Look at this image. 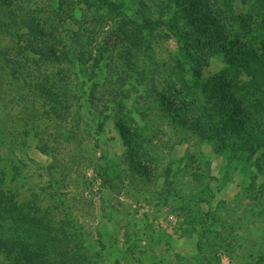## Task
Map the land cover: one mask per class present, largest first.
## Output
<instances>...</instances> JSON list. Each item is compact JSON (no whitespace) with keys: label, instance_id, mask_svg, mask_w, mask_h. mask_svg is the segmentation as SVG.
I'll use <instances>...</instances> for the list:
<instances>
[{"label":"rangeland","instance_id":"rangeland-1","mask_svg":"<svg viewBox=\"0 0 264 264\" xmlns=\"http://www.w3.org/2000/svg\"><path fill=\"white\" fill-rule=\"evenodd\" d=\"M8 1L7 10L16 14L18 23L13 31L10 27L9 33H0V189L5 194L11 191L17 201L36 204V212L43 213L46 221L41 228L45 238L57 234L67 243L62 247L66 249L89 245L90 251L79 249L89 256L100 252L96 264L137 260L141 264H264V173L254 165L264 160V150L257 148L248 156L249 152L211 143L198 133L211 118V104L195 80L233 69L219 45L199 49L189 17L167 0H65L64 19L55 16L54 0ZM262 3L210 0L199 13L208 16L211 37L226 36L228 46L233 40L235 52L243 54L251 46L259 50L264 45ZM71 6L75 23L68 15ZM30 13L38 20L33 21ZM121 20L127 21L128 34L140 30L143 46H148L139 53L136 49L133 56L139 75L121 85L126 95L121 113L135 107L145 112V121L131 113L121 119L125 127L134 121L141 127L140 138L128 153L116 127L120 120L116 111L99 115L104 116L102 130H96L97 111L87 101L88 87L79 78L62 79L71 80L70 98L65 101L59 94L62 106L54 115L50 101L33 92L32 82L60 71L53 77L61 87L63 81L57 78L64 72L62 65L35 66L29 63L35 56L25 51L23 60L19 49L34 28H45L55 34L58 51L60 40L62 45L68 43L69 29L81 24L92 32V45L106 40L115 48L114 56L133 52L130 43H117L111 33ZM239 54L231 58H240ZM255 54L254 58L261 52ZM113 55V62L103 61L106 71L109 66L104 62L112 65L111 70L120 67L123 55ZM247 71L233 72L252 86ZM160 93L167 99L164 103ZM146 147L150 152L145 153ZM134 155L140 162L132 170L129 158ZM114 162L110 177L103 175ZM196 178L199 181L194 183ZM209 214L218 223L212 231L205 229ZM71 231L75 238L66 234ZM104 232L115 235L119 252L99 246L98 234ZM216 232L221 235L215 236Z\"/></svg>","mask_w":264,"mask_h":264},{"label":"trees","instance_id":"trees-1","mask_svg":"<svg viewBox=\"0 0 264 264\" xmlns=\"http://www.w3.org/2000/svg\"><path fill=\"white\" fill-rule=\"evenodd\" d=\"M167 1L170 2L171 6H175L179 12L189 17V21L194 29H192L193 33H196L194 34V42L200 46L199 49L208 50L215 46V44L219 45L223 50V54L225 53V61L229 62V66L233 68L224 70L221 74L203 79L202 81L195 80L201 87L203 98L208 99L211 104L209 109L211 111L209 117L211 118L202 128L198 129V133L202 135L203 139L211 143L221 144L222 147L231 146L239 152H249L248 156L255 152L257 148L264 150V45H261L259 50L251 46L248 52L239 54V52H235L233 40L229 48L226 36L211 37L210 32L206 29L210 27L211 22H209L207 15L199 13V8L209 5L210 0ZM256 1L259 3L264 2V0ZM7 2L9 1L0 0V33H9L10 27H12L11 30L13 31L16 28L15 25L18 23L16 14L7 10ZM54 2L56 4L54 7V10H56L55 16L61 15L64 19L61 12L65 0H54ZM139 3L140 6L144 5L142 2ZM68 9V15L72 17L70 20H73L74 22L72 23H75V8L71 6ZM29 15L33 21L38 20L34 13H30ZM121 19L124 18L122 17ZM145 21L148 22L146 19ZM126 26L127 21L121 20L117 23V26H114L111 33H115L117 43L120 44V41L130 43L134 47V51L127 50L115 56L113 55L115 48L112 50V46L108 45L106 40H101L98 44L92 45V41L95 39L92 32H86V28L81 24H76V28L69 29V34L66 36L68 43H63L62 45L60 40V49L58 51L54 48L55 34L51 29L45 28H34L31 38L29 36L28 38L26 37L24 42L19 45V49L21 50L20 55L23 60H25V51L35 56L34 60L29 62L35 66L42 64L47 66L49 63L61 64V73L64 72L57 78L59 82H62L64 77L70 79L71 75H73L76 79L79 78L82 85L86 84L88 87L87 101L97 111L98 115H96L97 119L95 121L97 131L102 130L101 118H104V116L99 117V115H104V111L108 110L116 111L114 115L120 119L117 121L116 127L121 136V144L124 151L128 153L127 151L131 148L134 141L140 138L141 127L134 120L133 126L125 127L121 119L126 113H131L133 117L134 114L136 116L140 115L142 121H145V112L135 107L132 111L127 112L125 110V114L121 113L126 108L125 103H123L126 95L123 94L121 85H123L126 79L130 77L136 79L139 75V66L134 69L135 57L133 56L141 52L143 47L147 50L148 46H143L145 38L143 33H140V30H135L134 33L128 34L124 30ZM93 33L96 35V32ZM229 39L232 38L229 37ZM114 46L116 47V45ZM136 49L138 50L137 53H135ZM257 51H260L261 55L254 58L253 55H256ZM236 54H239L240 58L232 59L231 57H234ZM112 55L114 57H121L123 55L120 62L121 68L116 65L111 70L112 65L109 62H104L109 66L106 71L103 61L108 58L113 62ZM63 63L68 65L72 70L67 69ZM240 69L249 70L247 71L248 75H251V78L254 80V82L252 81L254 83L252 86L239 80L237 74H234V70L239 71ZM53 75H60V71L56 74L49 72L40 81L39 79L34 80L32 82V90L33 92L40 93L44 102H47L46 99H48L50 101V103L47 102L50 104V111L55 113L54 115H57V109L62 106V102L57 100L58 96L60 94L64 97L65 101L69 100L70 93L68 91L71 80L65 79L60 87L61 84L56 82ZM52 79H54L53 82H51ZM158 97L163 103L167 101L162 93ZM168 107L172 106L168 105ZM172 118L174 117L172 116ZM24 136L25 139L28 138L25 132ZM141 140L143 141V139ZM148 152H150V148L146 147L145 153ZM262 156L264 157V151ZM147 157L149 160H154L152 154H149ZM135 158L136 155H134V159L132 156L129 158L133 163L132 170L137 169V166H139L140 160H135ZM254 165L261 173H264V160L255 161ZM115 167L116 162L107 165L103 170V175L110 177V171L115 170ZM170 168L169 166L167 167V175L170 172ZM193 181L196 183L199 181V178ZM261 189L264 195V186ZM23 201H17L16 196L11 191L5 194L0 189V256L3 258L0 264H96L99 261L100 252L98 251H95L93 256H89L88 253H81L79 248L90 251L92 248L89 245L82 246V243H79V247L73 250L71 247L67 249L62 248L63 246H67V243H64L57 234H50L46 239V233L41 229L46 226V221L43 218L44 214L36 212L38 209L34 202H29V199L25 203ZM206 219H209V223L205 229L212 231L211 226L213 224L217 226V219L215 220L212 214H209L208 217L205 216ZM46 220L48 221V219ZM66 234L75 238L73 231L66 232ZM82 235L83 232H79L77 240H80ZM220 235V232H218L215 236L219 237ZM98 244L102 249L108 248L111 251L119 252L116 250L117 239L115 235L109 232L98 234ZM137 261L140 262L139 260ZM137 261L129 264H141L137 263ZM213 264L215 263L213 262Z\"/></svg>","mask_w":264,"mask_h":264}]
</instances>
